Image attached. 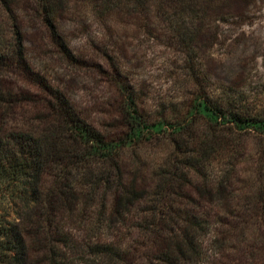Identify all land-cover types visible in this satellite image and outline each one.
Instances as JSON below:
<instances>
[{"label":"trees","instance_id":"1","mask_svg":"<svg viewBox=\"0 0 264 264\" xmlns=\"http://www.w3.org/2000/svg\"><path fill=\"white\" fill-rule=\"evenodd\" d=\"M192 2L0 0V264H200V235L209 237L210 250H223L225 240L244 235L243 217L254 215L264 241V202L251 207L234 203L227 175L214 183L205 175L200 183L190 176L214 163L209 160L214 141L231 142L229 137L214 140L217 135H235L232 125L242 121L263 125L264 119L248 110L242 113L233 101L204 106L215 118L223 114V121L231 125L219 127L209 119L208 133L194 134L190 124L171 130L174 150L169 166L159 168L146 191L126 165L129 141L141 131L136 119L144 117L134 105L131 87L115 78L122 93L117 114L121 121L104 132L82 117L60 87L35 70L32 60L40 62L30 57L33 53L25 43L24 24L31 21L64 59L73 60L62 31L68 12L75 17L91 15L106 29L122 10L159 4L167 21L179 24L177 18L189 8L192 12L204 6L200 0ZM187 193L210 205L177 203V194ZM227 212L237 215L227 222ZM73 226L81 235H72ZM141 239L151 245L141 244ZM138 246L145 247L147 255L137 258ZM262 255L251 264H264V249Z\"/></svg>","mask_w":264,"mask_h":264},{"label":"rangeland","instance_id":"2","mask_svg":"<svg viewBox=\"0 0 264 264\" xmlns=\"http://www.w3.org/2000/svg\"><path fill=\"white\" fill-rule=\"evenodd\" d=\"M200 1L204 6L192 12L189 8L184 17L177 18L179 24L169 23L159 4L155 8L122 10L106 29L91 15L75 17L68 12L62 31L73 60L64 59L57 47L44 40L40 27L31 21L24 24L25 43L33 53L30 57L40 62L36 65L32 60V66L43 72L50 84L60 87L96 128L105 132L120 124L117 114L122 93L115 78L120 77L131 87L134 105L144 117L136 119L141 131L129 141L132 146L126 151V165L146 191L159 176V168L166 170L169 166L174 150L171 130L190 124L194 134L208 133L209 119L219 127L231 125L223 121V114L215 118L203 110L204 106L217 102L226 106L233 101L242 113L248 110L264 119V0ZM21 14L25 20L30 19V14ZM241 117L245 118L243 114ZM234 125L235 135H217L214 139L221 142L229 137L231 141L226 144L225 140L224 146L214 141L215 152L209 159L214 163L190 176L200 183L205 175L214 183L227 175L230 199L256 206L264 202V124L242 121ZM164 132V136L157 135ZM176 198L183 206L190 202L207 204L194 193L177 194ZM236 215L227 212L225 220L229 222ZM243 219L244 235L236 241L225 240L223 250H210L209 237L200 235V264H251L252 259L263 256L264 241L257 232L256 216ZM71 233L81 235L76 226ZM139 241L151 245L146 239ZM138 249L137 258L147 255L145 247Z\"/></svg>","mask_w":264,"mask_h":264}]
</instances>
